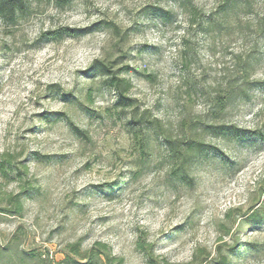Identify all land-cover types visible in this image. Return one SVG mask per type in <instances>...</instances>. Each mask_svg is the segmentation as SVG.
Returning a JSON list of instances; mask_svg holds the SVG:
<instances>
[{"label":"rangeland","instance_id":"374dc122","mask_svg":"<svg viewBox=\"0 0 264 264\" xmlns=\"http://www.w3.org/2000/svg\"><path fill=\"white\" fill-rule=\"evenodd\" d=\"M61 27L87 32L41 37ZM245 60L256 61L247 74ZM94 61L129 80L137 113L169 139L204 143L192 183L172 180L152 130L146 153L136 151L116 95L87 73ZM241 77L264 82V0H25L14 22L0 19V161L15 168L0 173V264H66L96 243L121 264H194V254H208L204 264H264V224L239 218L264 207V141L255 135L264 92L245 87L246 98L214 106ZM209 125L229 130L211 134ZM19 192L21 216L2 213Z\"/></svg>","mask_w":264,"mask_h":264},{"label":"trees","instance_id":"16d2710c","mask_svg":"<svg viewBox=\"0 0 264 264\" xmlns=\"http://www.w3.org/2000/svg\"><path fill=\"white\" fill-rule=\"evenodd\" d=\"M60 3L61 6L67 5L71 0H55ZM162 1V0H157ZM179 1L183 6L192 4V0H174ZM226 3L231 7L237 4V0H226ZM25 8V0H0V19L5 21L14 22L19 13ZM84 29H74L68 27H61L53 31L44 32L41 37L47 41H59L65 38H77L86 34ZM256 64V61L251 62L245 60L242 62V72L247 74V71ZM88 75L91 78L98 77L101 79V84L107 90H110L116 95L115 107L118 108L124 116H128L127 131L130 134L131 140L134 144L136 151L141 154H145L148 150L147 130H152L159 137H162L164 152L166 153V159L168 162V174L173 181L181 184H190L193 178L189 174V165L193 158L205 151L206 146L203 142L191 140L187 143H180L175 140L169 139L163 134V127L160 125L156 118H150L148 112L137 113L138 107L135 101L128 97L131 89V83L129 80L119 76L118 72L111 70L110 66L101 61H94L88 70ZM149 77V76H147ZM246 77H241L239 80H233L228 84L227 89L223 96H216L214 98V106L219 112H223L229 104L235 99H242L247 97L245 87L255 86L264 92V82H248ZM67 125L71 131L79 138L83 140H89L87 133L80 130L76 125L67 122ZM229 130L223 126H207L204 128L205 132L211 134H217L219 131ZM243 133L235 130V134ZM256 137L264 141V131H258L255 133ZM5 157V156H4ZM15 171V168L11 166V160L3 158L0 161V173L3 178L11 177V174ZM16 171H18L16 169ZM25 189L22 184V188ZM25 192H19L14 196H7L6 208L1 210L2 213L10 216H21L23 211V204L21 198L25 196ZM264 196V190H263ZM257 203V202H256ZM229 218V215H227ZM242 220L248 221L252 224H264V207L262 204L257 203L250 209L249 212L239 217ZM138 249L145 252L146 257L150 263H153L151 253L143 248L138 242ZM75 255L79 257V261L66 259V264H121L122 260L110 256L106 251L104 245L96 243L88 252L83 255L78 254V250H73ZM208 259V254L198 255L194 254V264H204ZM40 264H47L45 260H39ZM19 264H25V259L21 258ZM215 264H228L226 256H221Z\"/></svg>","mask_w":264,"mask_h":264}]
</instances>
